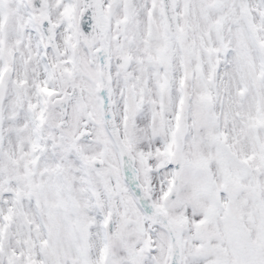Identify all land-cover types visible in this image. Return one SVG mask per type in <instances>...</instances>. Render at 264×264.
<instances>
[{
	"label": "snow or ice",
	"instance_id": "snow-or-ice-1",
	"mask_svg": "<svg viewBox=\"0 0 264 264\" xmlns=\"http://www.w3.org/2000/svg\"><path fill=\"white\" fill-rule=\"evenodd\" d=\"M0 264H264V0H0Z\"/></svg>",
	"mask_w": 264,
	"mask_h": 264
}]
</instances>
